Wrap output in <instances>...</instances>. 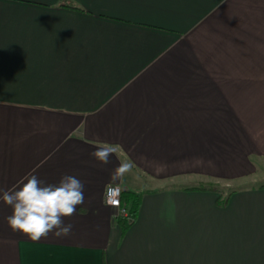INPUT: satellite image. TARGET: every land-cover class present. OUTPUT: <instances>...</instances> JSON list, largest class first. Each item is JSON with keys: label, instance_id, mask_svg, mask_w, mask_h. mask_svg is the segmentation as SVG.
I'll return each instance as SVG.
<instances>
[{"label": "crops", "instance_id": "1", "mask_svg": "<svg viewBox=\"0 0 264 264\" xmlns=\"http://www.w3.org/2000/svg\"><path fill=\"white\" fill-rule=\"evenodd\" d=\"M30 173L85 201L39 241L0 201V264H264V183L199 189L264 176V0H0V188Z\"/></svg>", "mask_w": 264, "mask_h": 264}, {"label": "clouds", "instance_id": "2", "mask_svg": "<svg viewBox=\"0 0 264 264\" xmlns=\"http://www.w3.org/2000/svg\"><path fill=\"white\" fill-rule=\"evenodd\" d=\"M117 148L104 144L91 153L102 164L110 162L111 154ZM130 163L121 162L105 188V203L112 204L122 191L118 182L131 170ZM0 201L12 208L7 223L13 232H20L32 241L47 238L53 233L57 238L71 234L72 224H65L64 218L76 214L77 206L85 201L84 183L78 178L65 175L58 184H45L34 174L25 176L11 189L0 188Z\"/></svg>", "mask_w": 264, "mask_h": 264}, {"label": "trees", "instance_id": "3", "mask_svg": "<svg viewBox=\"0 0 264 264\" xmlns=\"http://www.w3.org/2000/svg\"><path fill=\"white\" fill-rule=\"evenodd\" d=\"M223 188L224 187L209 185L205 187H200L199 189L218 193L220 196L219 203L226 204V202H228L231 195L234 194L238 190L232 189V190L226 191ZM140 198H141V195L139 194L123 191L122 203L129 212V215L127 218L120 220V223L124 231H126L132 225V223L135 221L137 217V213H138V209L140 205Z\"/></svg>", "mask_w": 264, "mask_h": 264}, {"label": "rangeland", "instance_id": "4", "mask_svg": "<svg viewBox=\"0 0 264 264\" xmlns=\"http://www.w3.org/2000/svg\"><path fill=\"white\" fill-rule=\"evenodd\" d=\"M263 181H264V176L259 177L258 179H256V181H247L243 184L242 183H232L230 184V186H228L227 184H221V185L219 184V187H224L223 189H225L226 191L237 189L239 187H258L260 185H263L264 183ZM199 184H200V187H203L206 185V183H199Z\"/></svg>", "mask_w": 264, "mask_h": 264}, {"label": "built area", "instance_id": "5", "mask_svg": "<svg viewBox=\"0 0 264 264\" xmlns=\"http://www.w3.org/2000/svg\"><path fill=\"white\" fill-rule=\"evenodd\" d=\"M120 188L122 189V187L120 186ZM122 194H123V190L120 192L117 201L115 203L112 204H107L109 207H111L112 209H114L116 211V219H124L127 218L129 215L128 210L126 209V207L123 205L122 203Z\"/></svg>", "mask_w": 264, "mask_h": 264}]
</instances>
